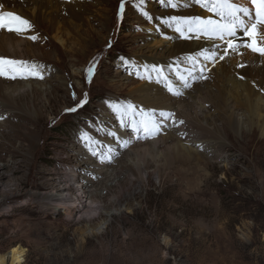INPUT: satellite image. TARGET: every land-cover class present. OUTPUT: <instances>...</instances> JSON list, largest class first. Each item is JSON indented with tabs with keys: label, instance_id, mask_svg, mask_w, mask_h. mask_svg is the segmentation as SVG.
Here are the masks:
<instances>
[{
	"label": "rangeland",
	"instance_id": "1",
	"mask_svg": "<svg viewBox=\"0 0 264 264\" xmlns=\"http://www.w3.org/2000/svg\"><path fill=\"white\" fill-rule=\"evenodd\" d=\"M85 1L92 10L82 14L77 32L66 28L67 24L60 29L64 32L59 40L47 23L34 27L40 39L31 43L38 45L43 56L32 61L45 66L44 79H37L38 89L45 92L35 95L33 102L26 96V103L43 106L46 117L38 126L40 140L33 163L23 155H6L0 163L16 162L22 167L13 172L14 183L0 192L13 194L5 205L0 201V255L20 247L25 252L22 264H264V138L260 132L245 139L229 135V146L218 148L221 161L176 162L164 168L161 178L151 170L156 160L163 165L165 151L132 156L133 172L141 167L148 171L146 183L139 181V171L138 175L123 170L117 176L121 187L105 198L102 214L89 223L70 222L63 212L49 211L28 198L54 177V168L76 164L74 155L80 148L85 150L78 140L80 132L87 130L102 147L106 144L105 135L112 130L105 117L113 114L105 99L130 101L131 89L149 81L138 78L152 71H147L145 60L158 59L156 52L168 46L166 34L160 33L162 18L169 15L162 12L170 8L160 0H152L153 10L145 5L151 21L140 14L139 0H126L122 20L118 18L121 0ZM80 35L85 42L74 45ZM94 60L99 62L89 84L86 69ZM207 67L211 71L206 75L216 71L218 63L213 67L208 62ZM208 82L197 80L185 92L195 94ZM51 87L49 95L46 90ZM85 93L88 103L78 112L66 113ZM97 119L102 121L99 128L86 123ZM8 137L15 150L22 152L19 135ZM118 196L119 205L114 202ZM107 212L115 214L107 219Z\"/></svg>",
	"mask_w": 264,
	"mask_h": 264
},
{
	"label": "bare ground",
	"instance_id": "2",
	"mask_svg": "<svg viewBox=\"0 0 264 264\" xmlns=\"http://www.w3.org/2000/svg\"><path fill=\"white\" fill-rule=\"evenodd\" d=\"M0 2L5 3L6 10L17 12L28 19L34 27L47 23L53 29L55 38L59 40L64 32L60 31V29L63 30L62 27L68 24L66 28L74 33L77 32L82 21V14L92 10V5L85 0H0ZM154 2L152 0L147 2L151 10L156 5ZM238 2L249 6L248 0H238ZM162 13L209 15L198 6L178 10L169 9ZM161 33L171 37L168 39V46L164 47L161 53L156 52L158 59L146 58L148 60H145L147 63L144 66L148 68L147 71H151L153 65L164 66L167 69L166 74H169L170 79L178 84L176 68L170 66L176 65L180 72H183L189 65L186 57L195 55L201 45L210 47L211 42L178 39V34L164 25ZM31 34H36V30L33 29L25 35L0 30V56L29 62H33L32 59L36 56L42 57L43 54L38 50L40 49L38 45L26 38V35ZM82 41L84 38L80 35V38L77 37L72 42L80 46L81 43L83 44ZM159 41L161 42V39ZM242 51L243 56L231 54L224 61L217 62L218 69L207 75L209 82L206 83L204 89H197L195 94L189 93V95L186 94L185 89H182L184 92L182 99H179L180 96H170L164 81L157 82L153 79L151 82L136 85L129 95V100L133 104L145 110L173 111L177 119H183L185 124L178 129L167 128L155 138L141 139L142 143L133 140L126 149L118 147L109 135H105L107 142L104 144H111L120 153L111 164H100L90 156L86 149L82 151L79 147L80 149L74 155L76 164L54 168V177L48 179L49 181L40 189L31 191L28 198L37 200L42 208L49 211L63 212L66 220L70 222L89 223L93 218L102 214V202L105 198L121 187L120 180H117L118 175L130 170L133 174L139 175L140 173L139 181L142 184L146 183L148 171L141 167L136 168L139 173L133 172L131 163H129L132 156L137 157L140 153L158 154L165 151L167 155L163 165L161 166V162L157 163L156 160L151 170L153 175L161 178L165 175L164 168L176 162L202 163L203 158L208 161H221L223 154L218 151V148L224 150L229 146L227 141L229 135L245 139L247 136L251 138L260 132L261 137L264 138V57L247 50L242 49ZM28 53H31V56ZM238 63H244L247 66L237 68ZM238 74L243 75L245 79H239ZM37 84V79L13 81L0 78V115L6 117L3 121L0 120V138L2 139L0 142H3V149H0V163L6 160V155L9 157L23 155L32 163L35 160V154L38 152L37 144L40 140L38 126L40 119L46 116L44 107L39 104L26 103V96L29 95L30 101L33 102L35 95L45 92L39 90ZM62 85L65 86L64 82ZM193 88L196 86L194 85ZM53 90L51 87L46 92L52 95ZM106 115L105 119L110 122L111 128L108 126L105 128H110L126 139L125 130H122L120 124L114 123L113 115ZM182 132L186 135L181 136ZM12 135H19L18 139L23 145L22 152L15 150L13 143L10 142L8 136ZM186 155L190 157H185ZM18 165L16 162H12L9 166L0 165V192L6 185L14 183L13 172L22 168ZM5 168H10V170L6 172ZM85 171L89 172L88 176L81 177ZM80 177L84 179L81 181ZM11 195H13L12 192L0 195L1 203L5 205ZM119 199V196L114 199L117 205H119ZM5 208L9 210L10 206H5ZM114 214L107 212L105 215L107 219H111ZM24 258V250L16 247L9 253L0 255V264H22Z\"/></svg>",
	"mask_w": 264,
	"mask_h": 264
},
{
	"label": "snow or ice",
	"instance_id": "3",
	"mask_svg": "<svg viewBox=\"0 0 264 264\" xmlns=\"http://www.w3.org/2000/svg\"><path fill=\"white\" fill-rule=\"evenodd\" d=\"M148 0H139L137 8L140 14L151 21L153 17L145 9ZM126 0H121L118 18L123 19ZM250 6L243 5L238 0H160V4L167 8L178 10L181 8L196 7L203 9L209 15L195 14H169L162 18V24L174 30L177 38L185 41H210L211 46H200L195 55H188L186 59L189 66L180 72L176 68V79L178 84L173 82L166 74L164 66L153 65L152 71L146 77L138 76L140 79H148L150 82L155 79L157 82L164 81L167 90L174 96H182V89H190L197 80L208 79L206 75L211 69L207 63L211 62L214 67L219 61H224L231 54L243 56V50L250 51L264 57V0H248ZM34 25L17 12L6 10L5 3L0 2V30L17 35H25L32 32ZM159 30V26H157ZM164 35V33H161ZM26 38L35 42L40 39L38 33L26 35ZM165 39L171 37L164 35ZM46 39V37L44 38ZM111 47V44L108 45ZM122 63L125 58H120ZM98 60H94L86 69L87 81L90 84L94 78ZM247 65L238 63L237 68H245ZM45 66L36 62L18 60L0 56V78L8 80L44 79ZM239 79L245 77L239 75ZM75 98V93H73ZM88 103L87 93L84 99L76 106L65 109L66 113L78 112ZM106 108L119 121L120 127L125 130L128 139L110 131L107 135L113 137L116 145L121 148H128L133 140L152 139L161 134L165 129L179 128L185 124L183 119H177L173 111H158L155 109L145 110L133 104L131 101L121 102L118 99L106 98ZM6 117L0 115V120ZM90 128H99L102 121L86 122ZM181 136L186 133H180ZM78 140L87 150L91 157H94L100 164H111L120 153L111 144L101 146L95 136L85 130L79 133Z\"/></svg>",
	"mask_w": 264,
	"mask_h": 264
}]
</instances>
